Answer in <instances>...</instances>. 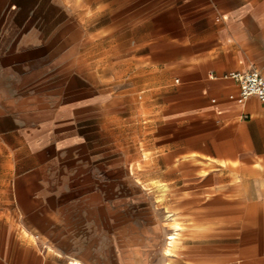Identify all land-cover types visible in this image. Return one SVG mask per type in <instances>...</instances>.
I'll use <instances>...</instances> for the list:
<instances>
[{"label": "crops", "instance_id": "crops-1", "mask_svg": "<svg viewBox=\"0 0 264 264\" xmlns=\"http://www.w3.org/2000/svg\"><path fill=\"white\" fill-rule=\"evenodd\" d=\"M252 68L264 0H0V264H264V101L229 96ZM138 75L159 214L121 191Z\"/></svg>", "mask_w": 264, "mask_h": 264}, {"label": "rangeland", "instance_id": "rangeland-1", "mask_svg": "<svg viewBox=\"0 0 264 264\" xmlns=\"http://www.w3.org/2000/svg\"><path fill=\"white\" fill-rule=\"evenodd\" d=\"M73 50L76 52H79L81 50V44L79 43V40H76V42H74ZM93 50L96 51L95 46ZM106 62H107L106 64L111 65V61H106ZM109 65H108L109 68L106 70V75H105L106 86L112 87L114 85L117 86L118 84L128 82L129 77L127 76L126 77L125 76H122V77L114 76L113 69ZM137 87H138V90L136 92L132 91L130 93L131 101L135 99V102H136V110H135L136 122L134 126L131 125L130 127L131 130L133 127L136 130V134H137L136 146L129 144L127 135L122 136V158L124 157L127 160H133V162L131 163L133 172L130 173L129 170L125 174L122 172L121 191H122V194H129V193L134 194L135 193L137 202H138V211L143 212V213L150 211L151 205L149 204L150 203L149 201L154 195L157 202L152 204V207H153L152 209L159 214L164 209L170 210V211L175 210V209H172L170 205L161 203L162 195L160 191H156L154 189L153 191L147 193L146 190L141 186L142 183L139 182V179H140V181L144 183L145 177L146 176L148 177V174L149 176H151L148 171L144 170L145 164L143 163L141 156H140V155H143L146 157L150 155V153L145 150L143 141H141L142 135L144 134V126H143L144 121L143 120L146 119L147 116L150 114V109H148V107L146 106V100L149 96V93L146 91L145 79L143 76H139V75L137 76ZM111 94L113 93L111 92ZM130 111L132 112L133 110H132V107L131 109L129 108L128 102L124 104V106L122 105V111H121L122 115L128 116ZM106 131L116 132L117 129L115 128L113 130L112 126L109 125V127L106 128ZM128 131H129V126L127 125L125 128L122 129L121 132L122 134H125V133L127 134ZM129 180L136 183V186H134V184L132 183L129 186L128 184ZM154 192L156 194H152ZM167 224L169 225L170 223H167Z\"/></svg>", "mask_w": 264, "mask_h": 264}, {"label": "built area", "instance_id": "built-area-1", "mask_svg": "<svg viewBox=\"0 0 264 264\" xmlns=\"http://www.w3.org/2000/svg\"><path fill=\"white\" fill-rule=\"evenodd\" d=\"M229 75L234 78L238 84L237 94H230L231 98L238 102L244 101L248 96L255 95L264 101V77L257 69H248L244 71H230Z\"/></svg>", "mask_w": 264, "mask_h": 264}, {"label": "bare ground", "instance_id": "bare-ground-1", "mask_svg": "<svg viewBox=\"0 0 264 264\" xmlns=\"http://www.w3.org/2000/svg\"><path fill=\"white\" fill-rule=\"evenodd\" d=\"M139 182L142 183L141 185L144 187V183L141 182L140 179H139ZM180 223H181V222H180ZM180 223H179L177 220H171V221H170V224H169V227H170L171 229H172V228H173V229H174V228L176 229V228H178V227L181 226ZM181 224H182V223H181ZM176 230L178 231V229H176ZM172 231H173V230H172ZM177 233H178V232H177ZM171 234H172V235H170V236L172 237V239H170L169 242H171V241L176 237V235H175L174 232H172ZM170 236H169V238H171ZM170 246H171V245H170ZM172 246H173V245H172ZM172 246H171V247H172ZM171 247H170V248H171ZM166 250H167V249H166ZM75 264H80V263L77 262V261H75Z\"/></svg>", "mask_w": 264, "mask_h": 264}]
</instances>
